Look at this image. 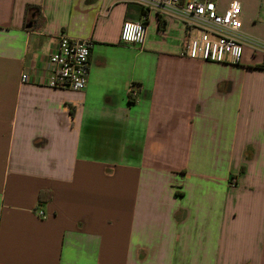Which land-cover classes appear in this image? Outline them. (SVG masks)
Here are the masks:
<instances>
[{
	"label": "crops",
	"instance_id": "0c3cea01",
	"mask_svg": "<svg viewBox=\"0 0 264 264\" xmlns=\"http://www.w3.org/2000/svg\"><path fill=\"white\" fill-rule=\"evenodd\" d=\"M233 2L264 43V0ZM141 10L0 0V264H264V52L189 59L157 13L125 45ZM61 35L92 42L81 92L42 85Z\"/></svg>",
	"mask_w": 264,
	"mask_h": 264
},
{
	"label": "built area",
	"instance_id": "2783aa9c",
	"mask_svg": "<svg viewBox=\"0 0 264 264\" xmlns=\"http://www.w3.org/2000/svg\"><path fill=\"white\" fill-rule=\"evenodd\" d=\"M135 3L143 10L142 20L125 21L121 42L125 45L142 46L148 31L151 13L160 16L171 14L182 19L187 33L186 55L189 59L238 65L241 63L244 46L249 43L255 51L264 52V43L247 38L242 33V7L233 2L219 12L218 0H122ZM92 42L76 40L61 35L55 50L48 56V75L42 85L57 90L81 92L88 84ZM29 81L27 75L22 82ZM237 182L232 179V186ZM43 215V213H40Z\"/></svg>",
	"mask_w": 264,
	"mask_h": 264
},
{
	"label": "trees",
	"instance_id": "16d2710c",
	"mask_svg": "<svg viewBox=\"0 0 264 264\" xmlns=\"http://www.w3.org/2000/svg\"><path fill=\"white\" fill-rule=\"evenodd\" d=\"M31 8H35V6L28 5L27 8H26V15H27V12H28ZM141 11H142V14H144V10L142 9Z\"/></svg>",
	"mask_w": 264,
	"mask_h": 264
}]
</instances>
